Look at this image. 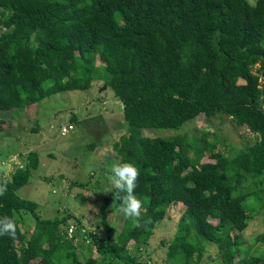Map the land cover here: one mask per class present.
<instances>
[{"label":"trees","instance_id":"obj_1","mask_svg":"<svg viewBox=\"0 0 264 264\" xmlns=\"http://www.w3.org/2000/svg\"><path fill=\"white\" fill-rule=\"evenodd\" d=\"M101 78L122 102L127 125L112 164L137 166L134 191L144 211L123 215L115 242L89 234L80 220L69 236L71 215L42 218L37 202L18 193L40 166L31 151L11 178L0 175L7 187L0 216L16 224L15 239L0 236V264H153L126 245L147 244L179 205L185 211L168 248L174 264H200L208 243L218 245L224 264H264L242 235L264 207V0H0V112L85 91ZM200 116L230 117L257 140L230 158L217 133L210 140L193 127L198 139L185 130ZM4 124L0 118V130ZM147 129L176 132L149 136ZM249 179L257 190L245 191ZM111 191L106 200L118 210ZM25 214L34 217L31 231ZM86 236L99 243V255L83 260L75 240Z\"/></svg>","mask_w":264,"mask_h":264},{"label":"rangeland","instance_id":"obj_2","mask_svg":"<svg viewBox=\"0 0 264 264\" xmlns=\"http://www.w3.org/2000/svg\"><path fill=\"white\" fill-rule=\"evenodd\" d=\"M96 62L102 64L99 56ZM105 83L101 78L85 91H62L23 110L1 111L0 118H4L5 124L0 130V175L11 178L18 167H24L29 161L31 151L38 152L40 166L18 191L19 195L36 201L37 212L42 218L71 215V226L67 228L69 236L73 234L70 228L77 229V220H80L79 225L89 234L93 232L102 241L115 242L124 227V216L113 210L115 202L112 198L106 200L110 192L107 190H112L106 177L116 156L113 144L126 133L127 125L122 102L108 84L105 87ZM68 126L71 127L69 130ZM193 127L210 132V140L217 133L218 149L230 158L244 147V141L254 143L257 140V133L227 116H200L187 125L185 130L195 132L199 139L202 131L199 135ZM175 132L165 129L144 131L149 136ZM207 160L209 157L203 159ZM244 189L252 192L258 187L249 179ZM250 198L254 200V197ZM259 208L252 213L247 229L242 231L245 245H253L250 255L264 254V207ZM184 211L185 208L179 205L177 213L160 222L153 236L140 249L134 247V240H130L126 248L140 260L174 264L168 256L169 241L174 238ZM22 222L29 231L35 224L31 214H25ZM82 238L75 240L82 259L98 256L99 243L88 242L87 236L85 241ZM247 248L245 246L244 250ZM200 264H224L218 245H206Z\"/></svg>","mask_w":264,"mask_h":264},{"label":"clouds","instance_id":"obj_3","mask_svg":"<svg viewBox=\"0 0 264 264\" xmlns=\"http://www.w3.org/2000/svg\"><path fill=\"white\" fill-rule=\"evenodd\" d=\"M71 127H67L69 130ZM139 170L134 163L122 161L118 164L110 166L109 173L106 177L107 182L115 189V193L111 189L113 195L119 198V211L126 217H139L144 211L142 200L135 193L136 182ZM7 190L6 183L0 182V195ZM7 235L12 239L16 237L15 220L9 216H0V236Z\"/></svg>","mask_w":264,"mask_h":264},{"label":"built area","instance_id":"obj_4","mask_svg":"<svg viewBox=\"0 0 264 264\" xmlns=\"http://www.w3.org/2000/svg\"><path fill=\"white\" fill-rule=\"evenodd\" d=\"M70 127V126H69ZM70 232H72L73 233V228H70Z\"/></svg>","mask_w":264,"mask_h":264},{"label":"water","instance_id":"obj_5","mask_svg":"<svg viewBox=\"0 0 264 264\" xmlns=\"http://www.w3.org/2000/svg\"><path fill=\"white\" fill-rule=\"evenodd\" d=\"M107 83H105V87H106Z\"/></svg>","mask_w":264,"mask_h":264}]
</instances>
